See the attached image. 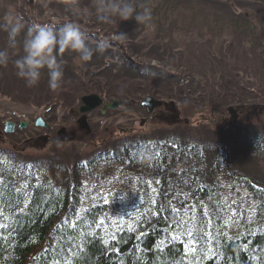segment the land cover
Wrapping results in <instances>:
<instances>
[{
  "label": "rangeland",
  "instance_id": "1",
  "mask_svg": "<svg viewBox=\"0 0 264 264\" xmlns=\"http://www.w3.org/2000/svg\"><path fill=\"white\" fill-rule=\"evenodd\" d=\"M68 2L17 0L13 14L23 16L27 25L59 26L71 21L81 27L90 46L95 47L102 40L110 46L86 63L79 62L75 54L66 53L63 84L56 92L48 88L46 72L37 86L28 88L12 72L11 63L0 67V152L12 154L8 159L18 166L48 170L54 186L62 187L65 174H70L75 166L83 169L86 162L107 159L108 155L113 157L112 154L127 149L131 152L146 149L145 146L154 148L155 144L162 147L166 141H175L183 147L200 145L209 155L214 150L224 151L226 146L229 172L257 177L261 179L259 185L264 186V155L253 156L251 151L252 141L259 138L264 143L260 136L264 134V5L246 0H175L161 8L151 4L148 6L153 21L145 28L134 19L98 21L94 0H79V13L73 15L66 10ZM244 21L257 29L246 27ZM120 32L127 36L121 37ZM6 43L7 34L3 33L0 49ZM16 52L19 55L20 49ZM129 61L134 67L128 71L122 66L129 67ZM90 94L99 95L104 103L118 105L106 110L104 116L100 109L87 114V128L83 129L77 124L82 121L81 115H74L72 110H77L81 98ZM148 98L167 100L166 116L159 117L158 107L149 111L143 106ZM242 105L250 112L249 121L230 123L234 115L228 110ZM36 119L52 128H36ZM6 122L17 126L24 123L27 128L10 134L5 131ZM158 136L161 141L157 142ZM213 157L205 158L209 166ZM98 167L97 182L101 183L118 173L115 168L120 169L107 168L105 164ZM180 169L181 166L176 167L167 174L166 198L163 196L161 202L173 216L172 230L186 236L191 244L194 235L203 231L199 235L207 236L208 232L207 224L197 214L203 213L195 211L199 206L192 202L191 195L209 186V180H197L191 188L187 181L176 179ZM200 171L208 178L205 166ZM126 178L101 187L107 196L115 191L110 200L103 197L106 202L116 199L115 220L123 219L126 209L134 210L145 197L144 191L157 193L150 178L141 183ZM217 179L218 186L210 185V189L222 196V204L232 206L234 191L243 193L244 189L234 185V178L227 174ZM100 195L96 190L89 198L102 201ZM243 226L253 228L251 224Z\"/></svg>",
  "mask_w": 264,
  "mask_h": 264
},
{
  "label": "trees",
  "instance_id": "2",
  "mask_svg": "<svg viewBox=\"0 0 264 264\" xmlns=\"http://www.w3.org/2000/svg\"><path fill=\"white\" fill-rule=\"evenodd\" d=\"M172 1L175 0H147V3L161 8ZM15 8L17 0H0V22L6 12L13 13ZM244 24L257 29L247 21ZM261 25L264 31V22ZM129 63V67H122L129 71L133 66ZM160 101L166 103L167 100ZM160 138L155 140L161 141ZM251 144L253 156L264 155V143L259 138ZM144 148L131 152L127 149L112 154L113 157L108 155L107 159L86 162L83 169L75 166L70 174H65L66 184L62 187L54 186L48 170L18 166L8 159L12 154L0 152V264H264L261 179L229 172L226 146H223L224 151L214 150L209 155L200 145L183 147L175 141H166L162 147L155 144L154 148ZM207 156H214L210 166L205 159ZM100 164L120 169L115 168L118 173L109 175L101 183L97 182ZM179 166L176 179L187 181L191 188L200 179L209 180V186H218L217 177L223 175L224 178L227 174L245 193L243 198V193L234 191V204L227 206L212 187L198 190H195L197 186L193 187L196 194L191 195L192 202L199 206L195 211L203 213L197 214L208 226V237L199 235L204 233L202 231L194 235L191 244L187 243L186 236L173 231L171 211L161 202L166 198L167 174ZM204 166L209 171L208 178L201 175ZM126 177L136 179L137 183L150 178L157 193L144 191L145 197L139 205L132 211L126 209L121 215L125 217L115 220L116 199L113 202L103 199L110 200V194L115 191L111 190L107 196L101 187L107 188ZM96 190L102 194L99 196L102 201L90 200V194ZM250 203L253 204L250 208L239 207ZM248 223L252 229L243 226ZM258 227L262 229L257 230Z\"/></svg>",
  "mask_w": 264,
  "mask_h": 264
},
{
  "label": "clouds",
  "instance_id": "3",
  "mask_svg": "<svg viewBox=\"0 0 264 264\" xmlns=\"http://www.w3.org/2000/svg\"><path fill=\"white\" fill-rule=\"evenodd\" d=\"M66 10L73 15L79 13V0H69ZM96 19L103 23H113L134 19L140 26L148 28L153 21L151 7L147 0H94ZM0 22V32L7 34V43L0 49V67L10 63L15 69L17 78L24 81L28 88L40 83L46 72L48 88L56 92L62 87L64 80V56L75 54L76 59L86 63L96 53H103L110 45L107 41H98L95 47L88 44L87 35L81 27L71 21L62 25L32 23L27 25L24 17L8 11ZM121 37H126L120 32ZM20 49L17 55L16 50Z\"/></svg>",
  "mask_w": 264,
  "mask_h": 264
},
{
  "label": "water",
  "instance_id": "4",
  "mask_svg": "<svg viewBox=\"0 0 264 264\" xmlns=\"http://www.w3.org/2000/svg\"><path fill=\"white\" fill-rule=\"evenodd\" d=\"M248 1L264 4V0H248ZM80 102H81V106L79 107V113L82 115L93 112L103 105L102 99L99 96L94 95V94L82 97ZM117 105H118L117 102H114L113 105H109V104L106 105L103 109V113L108 109L117 108ZM143 106L147 107L149 111H152L153 108L162 106V103L160 101H155V100L148 98L143 103ZM238 110H240V108L236 109V111ZM228 111L232 115H234L236 112L234 109L232 110L231 108ZM82 123L85 127H87L86 122L84 120H82ZM35 125L38 128H47V125L43 123L41 119L36 120ZM26 126L27 125L24 123L20 124L18 131H21L22 129L26 128ZM14 127H15L14 124L7 122L5 125V131L7 133H12L14 131Z\"/></svg>",
  "mask_w": 264,
  "mask_h": 264
},
{
  "label": "flooded vegetation",
  "instance_id": "5",
  "mask_svg": "<svg viewBox=\"0 0 264 264\" xmlns=\"http://www.w3.org/2000/svg\"><path fill=\"white\" fill-rule=\"evenodd\" d=\"M164 109H161V112H158L159 114H160V118H161V116L162 117H164V116H166V114L167 113H165V111H163ZM238 112V121H237V123H242L244 120H246V121H249V119H250V112L248 111V110H246V109H240L239 111H237ZM255 114V113H254ZM243 118V119H242ZM19 126V125H18ZM16 124H15V131H16V129H17V127H18Z\"/></svg>",
  "mask_w": 264,
  "mask_h": 264
}]
</instances>
